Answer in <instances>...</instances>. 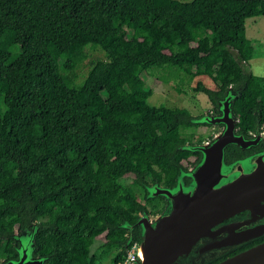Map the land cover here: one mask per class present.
Masks as SVG:
<instances>
[{
	"label": "trees",
	"instance_id": "obj_1",
	"mask_svg": "<svg viewBox=\"0 0 264 264\" xmlns=\"http://www.w3.org/2000/svg\"><path fill=\"white\" fill-rule=\"evenodd\" d=\"M263 16L264 0H0L2 263L18 259L12 236L33 225L44 264H93L97 239L122 263L143 240L140 215L163 200L148 189H174L201 156L182 133L194 118L150 105L144 75L208 78L213 88L198 81L194 91L215 111L231 90L246 137L264 123V76L242 65L245 22ZM88 48L104 59L77 83ZM250 149L228 144L223 161Z\"/></svg>",
	"mask_w": 264,
	"mask_h": 264
},
{
	"label": "water",
	"instance_id": "obj_2",
	"mask_svg": "<svg viewBox=\"0 0 264 264\" xmlns=\"http://www.w3.org/2000/svg\"><path fill=\"white\" fill-rule=\"evenodd\" d=\"M229 94L233 95L231 101H228ZM235 97L236 96L230 90L226 97L218 103V106L222 104V107L219 108L220 112H222V116L218 121L225 124V132L219 137L216 136L214 138V143L211 145H203L199 147L187 145L185 147L187 150L200 151L201 154H203L204 158L200 161L197 167V169H200L201 166L203 167L204 174L202 186L206 191V195H212L213 197L219 195L220 198L218 197L214 202L189 215L187 214L190 211V205L188 204L190 196L181 195L180 198H175L174 209L171 214L170 211L162 213L156 218L155 228H151V226L147 227L144 238L140 243V247H144L146 250V261L142 263L137 256L134 264H173L194 239L208 233L214 224L237 211L258 204L264 200L263 162H260L257 169L253 170L246 176L245 179L247 180L241 181L239 179L236 182H233V186L231 184V187H228L225 190L223 189L221 192H218L217 190L222 187H219L218 185L221 179V169L225 164L223 161L224 148L231 143H234L241 148L250 147L249 143H247L242 136L234 135L237 120H235L231 114V105L232 101L235 100ZM221 120H223V122ZM200 121L203 122L204 120ZM193 123L197 122L193 121ZM252 156L253 155L232 164L246 163ZM153 188H158V186L148 189L149 197L162 195L172 197V194H169L170 189L164 188L158 190L156 194L151 195L150 190ZM144 221L145 220L140 217L138 224H141ZM31 229L32 232L29 237H27L29 241L27 249L23 251L21 247H18V259L15 261H9L5 264H44L46 258H33V238L38 227L33 225ZM12 238H14L15 241H19L20 239L17 238H26V235H20L16 232ZM21 252H23V254L27 253L28 257H23L20 254ZM29 257L34 260L30 261ZM219 264H264V243L228 258Z\"/></svg>",
	"mask_w": 264,
	"mask_h": 264
},
{
	"label": "rangeland",
	"instance_id": "obj_3",
	"mask_svg": "<svg viewBox=\"0 0 264 264\" xmlns=\"http://www.w3.org/2000/svg\"><path fill=\"white\" fill-rule=\"evenodd\" d=\"M178 1L191 2L192 0ZM245 34L246 38L251 41V47L248 51L243 53L241 57L242 65L253 75L259 77L264 76V16L247 19L245 22ZM134 36V33L129 32V40H131ZM182 43L183 41L181 42V44ZM129 48L130 45H128V49ZM66 58V56H63L62 60H65ZM102 59H104V55L100 51L92 50L89 48L86 49L85 59L82 61L77 71V83H80L85 79L93 63ZM189 70H194V68L190 67L188 71ZM144 77L146 79L147 88L152 91V95L149 98L150 105L155 107L163 105L168 108L186 109L194 118V122H197V127L190 130H182L183 134H191L192 144L194 145L193 147L211 145L212 143H214V138L216 136L219 137L225 132V124L218 121L222 116V112H220L219 110V115L212 114V105L207 96L203 93L194 91V88H196L198 81L203 82V84L209 89L213 88V83L211 82V80L204 77L190 80L187 75H184L182 73H180L178 76H175L173 73H170L167 70L157 69L149 70L147 74L144 75ZM228 98V101H231L233 95L229 94ZM233 102L234 101H232V103ZM220 107H222V104L219 105V108ZM200 120L204 121L201 122ZM221 121L223 122V120ZM199 139L203 140L204 143L198 145ZM203 158L204 156L202 154V160ZM260 162L264 163V152L253 155L251 159H249L246 163H235L231 165L224 164L221 169V179L218 185L219 187H222L221 189H217L218 192L231 187V184L233 186V182H236L239 179L241 181L247 180L245 179L246 176L249 175L253 170L257 169ZM197 167L198 165L192 167L188 173V175L192 178V183L190 184V186L185 187L182 185V183H179L176 188L170 190L169 194H172V197L162 195L167 201V205L163 213L170 211L171 214L174 209L175 198H180L181 195L195 196L197 194L198 200L196 204L190 209L187 215L202 209L203 207L218 199L219 195L214 197L212 195H206V191L202 186L204 174L203 167L201 166L200 169H197ZM160 189L163 188H153L150 190V194H156ZM133 195L136 196L135 194ZM160 207L161 204L156 201L151 202L147 205V212L141 215V219L145 220V222L147 223V227L151 226V228H155L154 226L156 224V218L159 217L156 216V212ZM31 232L32 229H29L24 233L26 235V238L19 240V248L21 247L23 251H25V249H27L28 247L29 241L27 237H29ZM101 245L102 240L97 239L94 241L93 245L90 248V254L94 258L93 264H111L112 257L117 253V251L106 250L102 248ZM20 254L23 257H28L27 253L23 254V252H21ZM215 255V252L207 253L204 256V259L206 261L210 260ZM33 260V258H30V261ZM183 264H188V262H184Z\"/></svg>",
	"mask_w": 264,
	"mask_h": 264
},
{
	"label": "flooded vegetation",
	"instance_id": "obj_4",
	"mask_svg": "<svg viewBox=\"0 0 264 264\" xmlns=\"http://www.w3.org/2000/svg\"><path fill=\"white\" fill-rule=\"evenodd\" d=\"M211 113L219 115V109L215 111L212 107ZM234 133L237 136H242L252 148L250 149L251 152L248 155L242 157L243 159L251 155L264 152V123L258 127L256 131L249 132L246 137L242 134H239L238 128L236 126ZM199 140L198 145L204 143L203 140L201 143H199ZM201 160L202 154L199 159L195 157L188 158L187 162L189 163V168L186 173L182 174L183 181L180 182L183 186H190L192 183V178L188 175V173L190 169L197 166ZM234 162H236V160L232 161V163ZM155 199L156 200L154 201L161 204V207L156 212V216H159L163 213L167 205V201L164 197L163 200H161L160 197H156ZM197 200V194L195 196L189 197L190 203L188 202V204L190 205V209L196 204ZM146 230L147 223L144 221L140 224L142 238H144ZM27 231L28 230H24L23 233ZM262 243H264V200L258 204L237 211L236 213L214 224L208 233H205L201 237L194 239L193 242L189 244V246L183 251L182 255H180L177 261L173 264H183L184 262H188V264H219L228 258H231ZM16 244V248H18L19 241H17ZM115 251L118 252L119 250ZM210 252H215L216 255L213 256L212 259L206 261L204 256ZM144 261L145 260L141 259L142 263H144ZM3 263L1 260L0 264Z\"/></svg>",
	"mask_w": 264,
	"mask_h": 264
},
{
	"label": "built area",
	"instance_id": "obj_5",
	"mask_svg": "<svg viewBox=\"0 0 264 264\" xmlns=\"http://www.w3.org/2000/svg\"><path fill=\"white\" fill-rule=\"evenodd\" d=\"M137 244H134L129 250L126 251V256L124 258V261L119 264H132L135 262L137 258V249H138Z\"/></svg>",
	"mask_w": 264,
	"mask_h": 264
},
{
	"label": "bare ground",
	"instance_id": "obj_6",
	"mask_svg": "<svg viewBox=\"0 0 264 264\" xmlns=\"http://www.w3.org/2000/svg\"><path fill=\"white\" fill-rule=\"evenodd\" d=\"M137 256L140 258V260L143 259V260L146 261V257H147V255H146V250H145L144 247H140V248H139V246H138V249H137ZM145 261H144V262H145Z\"/></svg>",
	"mask_w": 264,
	"mask_h": 264
}]
</instances>
